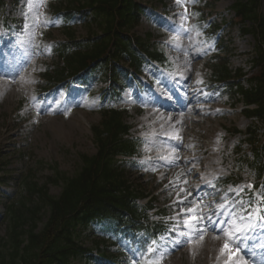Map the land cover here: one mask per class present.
Masks as SVG:
<instances>
[{
  "label": "trees",
  "instance_id": "1",
  "mask_svg": "<svg viewBox=\"0 0 264 264\" xmlns=\"http://www.w3.org/2000/svg\"><path fill=\"white\" fill-rule=\"evenodd\" d=\"M66 4L69 10L90 14V25L98 31L82 40H76L74 33L68 32L73 43L61 51L65 66L57 72L58 79L66 70H79L98 62L113 66L116 73H119L116 66L122 61L137 67L142 59L141 51L161 59L156 50L150 51L144 39L131 32L143 11L136 0H68ZM233 9L243 25V33H251L256 39L253 69L251 75L242 68L232 70L227 57L219 56L214 59V74L221 80H233L229 89L235 88L245 105L255 106L247 108L246 114L264 124V14L259 10L260 0H236ZM246 76L244 84L241 79ZM104 125V130L95 132L98 154L81 155V165L73 177L56 173L44 185L34 179L24 182L22 199L18 205L8 207L3 220L7 237L1 238L5 243L0 248V264H72L73 259H84L91 264L90 249L84 248L74 234L78 225L112 217L117 221L145 223L141 207L136 203L139 195L113 163L115 154L131 152V142L120 135L126 126L115 114ZM249 132L250 140L255 139L257 130L251 127ZM259 152L257 171L264 166V146ZM48 183L62 185L59 196L49 194Z\"/></svg>",
  "mask_w": 264,
  "mask_h": 264
},
{
  "label": "rangeland",
  "instance_id": "2",
  "mask_svg": "<svg viewBox=\"0 0 264 264\" xmlns=\"http://www.w3.org/2000/svg\"><path fill=\"white\" fill-rule=\"evenodd\" d=\"M46 1L48 0H33V4L28 8L31 11H35L40 18V21H44V29L49 28L48 24L45 23L47 19V8ZM145 5H147V11L144 15L141 25L136 29V32L140 35H145L146 33H151L153 35L152 40L156 42H163L165 44V49L169 53L171 62L173 63L169 67L173 75L180 74L181 76H189V79L197 83L198 80H202L203 83L206 81L209 72V65L206 63L207 55L212 53L214 49L213 42L207 40L205 36L201 33L191 30L190 36L188 32H184L183 29L179 27L180 24L188 26L193 22L190 15L191 2L187 3V21H183L180 18L181 13L184 12V8L177 5L176 0H141ZM202 3H210V0H200ZM209 1V2H208ZM23 2L29 3L27 0ZM213 0H211V3ZM262 10L264 11V0H262ZM234 0H216L213 5H206V12L209 13V18L219 24L218 27L221 28L220 33L225 34L226 38H229L231 44L230 51V61L233 67H245L248 69L251 61V53L255 44L254 38L251 35H243L240 33L238 26H232L230 20L233 16L231 12V5ZM22 9V6H19ZM88 21L87 18L77 21V24L73 27L76 29L77 35L83 37L87 33V27L85 23ZM52 31V30H51ZM63 30H53V38H63ZM177 37V41L180 47H174L173 37ZM194 46V47H193ZM211 46V47H210ZM194 52L203 53L200 56H196L194 59L192 55ZM34 58V57H33ZM46 58L49 59L48 55ZM35 59V58H34ZM189 60L191 61L190 70L187 66ZM164 69V68H163ZM161 68L149 67L146 71L150 77L156 76ZM23 77L16 79L15 84H7L5 81L0 82V91L4 93V102L0 106V154L6 153L8 155H14L11 145L13 135L9 131L3 128V119L6 120V115L11 113V109L14 108V101L18 97L22 96L23 92L27 91L33 84V81L28 77L30 75H24ZM164 76V73L163 75ZM21 83V84H20ZM202 83V84H203ZM156 84H159L157 81ZM202 89V86L201 88ZM13 99V102H11ZM211 109L208 114H204L197 118L196 121L190 118V114H183L179 112L174 116L171 121H168L167 117L160 114L154 113L152 116L153 125L149 128L162 129L165 124L167 126L174 125L171 127L172 135L176 132L183 133H194L196 145L199 150L200 159L202 160V165L206 169H202L203 174L209 170L211 172V166L207 162L206 145L210 142L212 137L219 131L223 135L224 146L227 148L229 154L232 155L228 157V161L233 165V151L240 135H234L230 133L233 128H238L240 130H245L246 127L251 124V120L247 118L242 109V104H233V102L228 99L227 96L213 95L212 102L210 105ZM92 109H88V112ZM84 111H79L71 119L72 120H62L60 118H54L46 122L41 119L43 124L38 129L34 130L36 134L31 136L34 138L32 145L29 149L32 152V158L34 155V162H47V163H60L61 168L69 170L73 167L74 157L81 152H93L94 146L92 142V132L91 124L97 123L101 117L97 113H88ZM162 117V118H161ZM129 122H136L137 128L142 125H149L152 122L147 121V114L127 118ZM150 120V119H148ZM177 121H182L178 123ZM46 123V124H44ZM163 124V127H161ZM8 155L5 159L9 160ZM31 160V159H30ZM10 168H13L12 172H19L23 169V165L15 159L11 160ZM30 162V161H29ZM29 165V164H28ZM26 167H24V170ZM13 176H16L12 173ZM137 175V174H136ZM163 177V178H161ZM142 176V181L149 188H153L155 194H158V200L160 204L167 202L166 199L172 200L174 197L170 194L171 186L165 188V185H169V180L167 175L162 176ZM133 179L132 177H130ZM198 179V177H197ZM188 186L194 185L188 180ZM52 192L57 194L59 192L58 188H52ZM157 200V204H158ZM159 205V204H158ZM173 220H177L178 217L176 213L172 217ZM5 234V227L2 225L0 228V237ZM88 234V233H87ZM92 237L88 236L85 239V245L91 246ZM1 244V242H0ZM211 248L209 253V249ZM213 246H203L194 253L183 250L177 254L170 253L165 256L163 264H208L210 261V255L217 253L219 250ZM209 253V254H208ZM75 264H83L81 262Z\"/></svg>",
  "mask_w": 264,
  "mask_h": 264
},
{
  "label": "snow or ice",
  "instance_id": "3",
  "mask_svg": "<svg viewBox=\"0 0 264 264\" xmlns=\"http://www.w3.org/2000/svg\"><path fill=\"white\" fill-rule=\"evenodd\" d=\"M195 3V0H176L177 5L183 7L185 10L179 14L181 20L187 21V3ZM45 23L58 24L56 20H46ZM179 27L184 32H188L190 36L191 30L184 27V24H180ZM174 47H180L177 37H173ZM194 47V46H193ZM211 47V46H210ZM203 53L194 52L192 58L200 56ZM191 61L189 60L187 66L190 70ZM197 83H203L202 80H198ZM197 92L205 97L209 95H215V93L209 94L202 89H198ZM158 111V110H157ZM183 115V113H181ZM162 118V117H161ZM168 121H171L169 116ZM182 123V121H177ZM163 127V124H161ZM163 140H175L180 146H182L183 138L177 131L175 135H169L165 133L162 137ZM171 152L168 155H162L158 159L162 162L161 167H175L180 157L176 154V147L169 145ZM156 167L153 166V171H156ZM191 171V170H189ZM187 173H180L176 180H170L169 185H165V188L171 186L170 192H175V199L173 205L181 207L176 216L180 217V220L167 231L177 232L183 226V230L178 232L180 239H172L169 241L165 237L160 238V243L156 240H152L151 245L146 251L155 256V259L149 258L146 264H163V260L166 255L170 254V251L185 245H194L198 241L202 242L208 231H213L219 235H223L226 238V242L220 249L221 255L228 257V264H247V259L242 257L247 256L251 249H254L256 244H260L261 249H264V243H261V238H264V209L257 206L256 210H251V204L248 208L244 207L243 194L245 189H253L255 186L252 184L238 185L235 188L229 187L228 192L232 193L236 199L232 200L228 197L222 196L219 202L215 203V209L209 208L206 213L205 207H208L203 202V197L196 199L193 197V193L185 187L188 184L186 178ZM163 178V177H161ZM217 180L219 177L216 178ZM208 187L216 189L217 185L211 181H206ZM261 203H264V194H258ZM239 204L241 211L244 215H239L233 209L236 204ZM171 207V206H170ZM175 210V209H174ZM228 212L226 218H221L224 212ZM143 260V256L141 257ZM132 264H137V261L133 260Z\"/></svg>",
  "mask_w": 264,
  "mask_h": 264
}]
</instances>
